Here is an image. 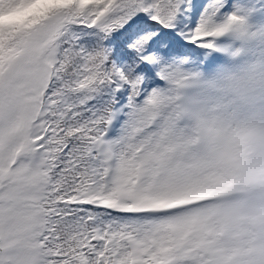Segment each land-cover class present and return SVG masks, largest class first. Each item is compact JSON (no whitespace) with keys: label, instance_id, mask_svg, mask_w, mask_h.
Wrapping results in <instances>:
<instances>
[{"label":"snow or ice","instance_id":"6c2138e0","mask_svg":"<svg viewBox=\"0 0 264 264\" xmlns=\"http://www.w3.org/2000/svg\"><path fill=\"white\" fill-rule=\"evenodd\" d=\"M0 264H264V0H0Z\"/></svg>","mask_w":264,"mask_h":264}]
</instances>
